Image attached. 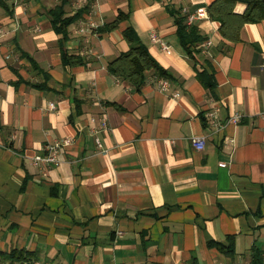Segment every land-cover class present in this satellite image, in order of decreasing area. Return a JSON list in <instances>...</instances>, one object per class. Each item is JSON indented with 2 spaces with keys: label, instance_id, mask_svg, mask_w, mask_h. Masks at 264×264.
Wrapping results in <instances>:
<instances>
[{
  "label": "crops",
  "instance_id": "obj_1",
  "mask_svg": "<svg viewBox=\"0 0 264 264\" xmlns=\"http://www.w3.org/2000/svg\"><path fill=\"white\" fill-rule=\"evenodd\" d=\"M73 1L0 0V253L41 264H249L251 249H264V20L230 42L217 21L197 19L203 41L189 53L182 10L208 15L216 0H86L64 38L50 11L64 3L71 17ZM80 21L97 28L79 33ZM126 28L167 72L166 90L110 74L129 49ZM66 138L57 165L33 164ZM231 241L233 256L209 245Z\"/></svg>",
  "mask_w": 264,
  "mask_h": 264
},
{
  "label": "trees",
  "instance_id": "obj_2",
  "mask_svg": "<svg viewBox=\"0 0 264 264\" xmlns=\"http://www.w3.org/2000/svg\"><path fill=\"white\" fill-rule=\"evenodd\" d=\"M237 1L216 0L207 9L208 16L218 22L220 33L230 42H236L238 40L240 29L244 24L264 20V0H246L247 7L241 15L233 13V8ZM63 6L64 3H61L52 9L50 16L54 30L62 34L65 38L66 28L71 23L80 19L85 9H81L75 15L66 18L64 17ZM121 19L122 16L120 15L117 22ZM177 34L181 45L189 53L196 44L203 41V38L197 33L196 28L187 27L182 18L178 20ZM123 37L128 43L129 49L121 53L117 59L109 64L108 70L110 74L135 88H140L148 77L167 79V72L149 54L147 48L140 42L138 36L132 29L126 28L123 31ZM61 56L65 64L74 60V57L68 56L65 50H62ZM209 245L216 247L227 256H233L232 241L227 247L220 243H209ZM0 259L10 262L34 260L29 255L17 251L9 254L0 253ZM249 264H264V249L253 247L250 252Z\"/></svg>",
  "mask_w": 264,
  "mask_h": 264
},
{
  "label": "built area",
  "instance_id": "obj_3",
  "mask_svg": "<svg viewBox=\"0 0 264 264\" xmlns=\"http://www.w3.org/2000/svg\"><path fill=\"white\" fill-rule=\"evenodd\" d=\"M86 0H74L73 1V7L75 11H79L80 9H82V7L85 5ZM182 13L184 15V19H185V25L187 27H190L193 25V22L197 19H205L207 18V13L204 11H198V12H194V13H189L187 12L186 9L182 10ZM97 27L93 22H87L84 23L83 21H80V27L78 29L79 33H83L86 31H93L95 30ZM2 29L0 28V31ZM150 41L153 44H158L160 49L165 53V54H170L171 52V48L170 46L163 41L159 36H157L155 33H151L150 34ZM205 45H210V41L207 40L205 42ZM147 81H154V83H156L157 87L161 90H166L169 87V83L166 79L164 78H151L148 77ZM50 108H53V104L49 105ZM239 119V117H234L233 119L230 120L231 123H235L237 120ZM99 124L100 127L103 129H106V120L104 117L99 119ZM205 137L204 136H197V137H193L191 139V144L192 147L197 150V151H202L205 147ZM97 142V146L100 147L99 141L96 139ZM71 143L70 139H62L59 140L55 143H47L44 147H43V151L41 153L36 154L33 158V164L34 165H41L42 166V170L44 171L46 167H52L55 166L59 163V154L62 151V149H64L65 147H67L69 144ZM220 167L224 166V164H219ZM14 264H41L38 261H23V262H14Z\"/></svg>",
  "mask_w": 264,
  "mask_h": 264
}]
</instances>
